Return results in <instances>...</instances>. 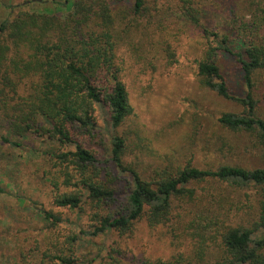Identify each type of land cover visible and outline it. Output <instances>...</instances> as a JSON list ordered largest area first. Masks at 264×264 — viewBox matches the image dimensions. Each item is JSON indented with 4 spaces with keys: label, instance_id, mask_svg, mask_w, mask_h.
Wrapping results in <instances>:
<instances>
[{
    "label": "rangeland",
    "instance_id": "374dc122",
    "mask_svg": "<svg viewBox=\"0 0 264 264\" xmlns=\"http://www.w3.org/2000/svg\"><path fill=\"white\" fill-rule=\"evenodd\" d=\"M64 1L0 0V24L21 11L54 10L64 17L68 12ZM113 2L125 15L117 27L124 37L117 65L133 111L118 127L106 120V112L96 111L97 130L89 147L98 158L100 178L107 182L119 174L110 154L115 135L125 140L123 162L146 180L187 165L214 170L227 164L264 167V147L253 135L219 122L221 115L241 114L246 107L202 86L198 75L211 40L205 29L233 37L240 26L252 24L264 0H143L138 10L136 0ZM5 36H0L5 46L0 73L10 76L6 92L26 96L29 78L21 79L13 69L17 49ZM236 43L231 39L234 51L239 48ZM220 66L231 94L245 97L249 89L237 57L221 54ZM251 93L264 119V69L253 73ZM4 115L0 110V264H69L57 258L64 253L73 256V264H215L225 255L221 246L225 230L252 225L259 214L256 189L212 180L195 185L196 199H174L165 223L151 226L144 217L126 233L91 235L97 209L89 200L84 211L54 202L57 193L69 189L65 174L77 173L69 162L61 168L51 154L66 146L44 135L17 137ZM115 183L118 192L112 211L125 205L131 176L120 175ZM42 208L60 215L62 221L46 220Z\"/></svg>",
    "mask_w": 264,
    "mask_h": 264
},
{
    "label": "trees",
    "instance_id": "16d2710c",
    "mask_svg": "<svg viewBox=\"0 0 264 264\" xmlns=\"http://www.w3.org/2000/svg\"><path fill=\"white\" fill-rule=\"evenodd\" d=\"M62 5L68 8L64 17L54 10L21 11L0 24V36L10 38L17 49L11 59L13 69H17L21 79L27 77L30 81L27 95L18 98L6 92L10 76L2 77L0 73V110L10 131L17 137L48 136L63 148L66 146L64 151L51 150V154L61 162V168L69 162L77 169L76 175L65 174L69 189L55 195V204L84 211L89 200L97 209L93 212L97 224H92L95 229L90 232L95 236L112 231L126 233L144 217L151 226L167 222L173 200L196 199L198 183L215 180L237 188H254L259 193L258 216L252 225L238 224L225 230L221 240L225 255L215 264H264V167L246 169L227 164L214 170L187 165L175 173L146 180L123 162L125 140L115 135L110 154L119 174L107 182L100 178L101 170L95 166L98 158L89 147L97 130L96 111L100 108L106 112V120L113 127H118L133 111L117 65L118 49L124 41L117 27L125 15L123 9H116L113 0H65ZM142 5L143 0H136L135 9ZM205 31L211 40L198 65L201 85L246 107L241 114L221 115L219 122L231 130L248 132L264 147V119L258 115L251 93L253 73L264 69V5L252 24L240 26L233 37L220 31ZM231 39L238 44L236 51ZM2 45L0 42V56L5 48ZM221 54L237 57L249 89L245 97L231 94L221 71ZM69 145L74 150L68 149ZM123 174L131 176L130 189L125 205L112 211L118 192L114 184ZM40 214L52 223L62 221L60 215L44 208ZM57 258L74 263L73 256L65 253Z\"/></svg>",
    "mask_w": 264,
    "mask_h": 264
}]
</instances>
